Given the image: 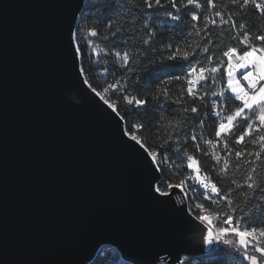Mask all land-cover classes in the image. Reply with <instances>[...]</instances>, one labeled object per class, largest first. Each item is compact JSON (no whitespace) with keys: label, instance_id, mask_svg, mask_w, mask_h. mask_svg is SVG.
I'll list each match as a JSON object with an SVG mask.
<instances>
[{"label":"water","instance_id":"95a60500","mask_svg":"<svg viewBox=\"0 0 264 264\" xmlns=\"http://www.w3.org/2000/svg\"><path fill=\"white\" fill-rule=\"evenodd\" d=\"M85 1L0 0V264H90L104 247L148 264L164 243L211 254L207 226L173 211L179 189L150 198L143 158L73 67Z\"/></svg>","mask_w":264,"mask_h":264},{"label":"snow or ice","instance_id":"6c2138e0","mask_svg":"<svg viewBox=\"0 0 264 264\" xmlns=\"http://www.w3.org/2000/svg\"><path fill=\"white\" fill-rule=\"evenodd\" d=\"M127 3L131 7L126 9V14L142 20L140 31L146 34L140 46L135 48V53L115 47L111 51L100 48L99 52L111 57L114 63L109 64L98 54L95 59L92 58V53H97L98 49L92 38H101L108 44L120 41L128 48L127 34H137L135 27H126L113 18L111 13L117 9L112 8L108 0H96L90 18L104 19L102 25L90 28L85 35L80 26L69 24L67 48L73 67L79 76L84 77L83 83L114 114L122 136L130 142L129 147L143 158L149 177L150 198L158 204L171 205L177 189L185 194L192 193L183 201V207L173 206V211L184 213L186 217L190 216L206 225L205 243L212 244L215 239L231 245L240 257V264H264V220L250 211L255 209L264 216V26H258L253 20V17H257L264 21V0H224L221 10H217L216 0H142L141 4L127 0ZM76 10L79 11V5ZM162 10L171 21L177 23L187 18L185 26L191 30L185 37V50L182 51V46L176 41L161 43L160 48L153 49V44L160 38L150 29L148 20L143 18L149 14L158 16ZM72 18L76 19V11ZM201 19L203 28L199 27ZM216 26L226 30L231 41L238 46L220 48L217 41H210L204 34ZM193 34L200 37L202 42L187 43ZM143 46L147 47L140 51ZM89 47L91 53L86 55L85 49ZM212 48H219V58ZM153 52L159 59H150ZM136 54L148 61L142 65L145 72L167 73L169 69L177 67L184 71L181 75H167L153 91L129 95L128 85L135 78L133 74H138V69L130 65L141 64L135 58ZM85 59L91 61L87 71L83 66ZM167 61L180 63L167 64ZM156 64L163 67L153 68ZM92 66H95L97 76H111L112 81L101 88L93 86L88 79ZM239 69L245 70L242 73L244 85L237 79ZM117 72L120 74L116 75ZM172 81L186 84L178 97H172L167 88L160 89V85ZM136 83H139L138 79ZM161 95L169 102L173 113H183L182 119L175 123L168 122L167 126L164 116L145 122L141 113H147L149 103L158 102ZM113 97L116 103H113ZM67 99L69 103L77 105L74 98L68 96ZM201 106L204 108L203 114ZM159 109L167 111L164 103H159ZM134 112L136 119L132 118ZM209 117L214 120L211 125L214 137L206 138L203 132L198 136L195 129L203 128ZM145 133L149 135L145 136ZM189 141L199 158L188 152ZM221 144L229 158L222 159L220 155L209 153L208 148H217ZM232 145L240 146V150L233 151ZM233 156L235 160L230 165ZM205 157L210 159L205 160ZM185 159L186 164L176 162ZM211 161L215 163L211 164ZM209 164L210 170L215 169L217 177H229L231 169L233 178L229 179L227 185H218L204 172V167ZM236 172L242 176V183L234 178ZM197 189L202 191L197 192ZM222 203L228 208L227 212L221 210ZM214 221L217 225L215 228L212 226ZM226 236L233 239H225ZM161 253L167 255L162 256ZM191 255L193 253L164 243L153 250L148 264H161L162 260L164 264H190Z\"/></svg>","mask_w":264,"mask_h":264},{"label":"trees","instance_id":"16d2710c","mask_svg":"<svg viewBox=\"0 0 264 264\" xmlns=\"http://www.w3.org/2000/svg\"><path fill=\"white\" fill-rule=\"evenodd\" d=\"M203 2V0H201ZM217 2V10H221L224 7V0H216ZM134 4H141L142 0H133ZM96 4V0H86L85 4L83 6V9L81 11V19L84 22V25L80 26L81 29H84V34L87 35V32L90 28L96 27L97 25H102L104 23V19H91L92 16V10L93 7ZM108 4L114 8L117 9L115 13H111L114 19L119 20L121 23L125 24L126 27H135L137 29V34L133 36L131 33H128V48L124 47V44H122L120 41H117L115 44H108L107 42L102 41L101 38H92L94 43L98 46V49L103 48L106 51H111L112 48H117L118 50L124 51H131L135 53V48L139 47L142 39L146 38V34L142 31H140V28L142 27L143 21L140 20L138 17L128 16L126 14V9L128 7H131L127 3V0H108ZM138 10V9H137ZM210 11V10H208ZM143 19L148 20L149 26L151 30H154L157 35L159 36V40H157L153 44V49L160 48L161 43H167L176 41L178 42L182 47L181 50H185L186 42L185 37L187 36V33L191 30L190 28L185 26V20H182L181 22L177 23L174 21H171L166 13L162 10L159 15H146ZM254 22L258 26H264V21H261L257 17H253ZM199 27L203 28V19H201ZM251 27V25H249ZM114 30V29H113ZM106 31V29L104 30ZM255 30L253 29V32ZM204 35L207 36V38L210 41H217L220 48H223L224 46H238L235 42L231 41L230 37L227 34L226 30H222L219 26L212 27L211 31L208 33H205ZM222 41V43H221ZM201 38L196 37L195 34H193L192 38H190L187 43H201ZM175 46V45H174ZM147 46H143L140 48V51H144V48ZM190 50V49H188ZM212 52L215 54L217 58L220 57V51L219 48H212ZM86 55L91 53V48L85 49ZM167 53H165L166 55ZM101 59L108 60L109 64L114 63L112 61L111 57H105L104 53L99 52L98 54ZM203 55V53H202ZM92 58L95 59L96 55L92 53ZM136 59H139L141 61L140 65H137L135 63H132L130 66L138 69V74H133L135 78L133 79L132 83L128 85L129 88V95L136 96L139 95L142 92L145 91H153L156 89V85L159 84V81L161 79H166L167 75H181L184 71V69H181L179 67L175 69H169L167 73L159 72V71H149L145 72L142 68V65L144 63H147L148 61H145L143 57L136 54ZM150 59H159V57L153 52V54L150 56ZM167 64H178L179 61H167ZM204 63H207V60L205 58ZM91 65V61L89 59H85L83 61V66L85 70L87 71ZM155 69H159L163 67L161 64H156L152 66ZM113 71L115 69L113 68ZM120 73H116V75H119ZM88 79L91 80L93 86H96L98 88H101L103 86H106L108 82L112 81V77L109 76L107 78L99 77L96 75V69L95 66H92V71L88 75ZM139 80V83H136V80ZM135 85V87H133ZM186 87V84L180 81H172L170 84H162L160 85V89L167 88L171 94L172 97H178L180 95L181 91H184ZM139 90V91H138ZM143 98V97H141ZM113 103H116L115 97L112 98ZM150 99V97H149ZM159 103H164L165 108L167 111H161L159 109ZM148 111L147 113H141V117L144 118L145 122L149 121H155L160 118V116L166 117L165 126H167L168 122L175 123L176 120H180L183 118V113H173L172 107H169V102L165 100V97L163 95L160 96L159 101H151L149 103ZM175 107V106H173ZM124 105L121 101V109L123 110ZM204 108L201 106V113L203 114ZM133 119H136L135 112L133 113ZM212 117L207 118L205 125L203 128L197 127L195 129V132L199 136L201 132H203L204 136L206 138H213L214 137V129L211 128V125L213 124ZM170 130V129H169ZM145 136H148L149 133H145ZM163 135H167V133H163ZM181 147L183 148V136H181L180 139ZM233 151L240 150V146L232 145ZM218 148H220L221 152L223 154L227 153V158H229L228 152L223 149V145H219ZM188 152L190 154H194L199 158V154L194 153L193 146L191 145V142L189 141ZM208 151L210 154L211 148H208ZM213 155V154H212ZM210 157H205V160H209ZM235 158L234 156L230 158V165L234 162ZM185 161V160H184ZM184 161H176L177 163H184ZM214 161H211V164H214ZM211 164L206 165L204 167V172L211 176L212 180L214 182H217L219 184L227 185L231 177V169H230V175L229 177L220 178L215 175V169H211ZM222 166V165H221ZM183 174V173H182ZM235 179L243 182V178L240 175L239 172H236ZM239 202V201H237ZM221 210L228 211V208L224 205L221 207ZM255 216L259 217L261 220H264V216H262L259 212H256L255 209L250 210ZM217 227V225H216ZM225 239H233V237L226 236ZM90 264H129L126 261L122 260L120 255L112 248V247H104L102 248L98 255L95 257V259ZM197 264H240V257L235 252V249L232 248L231 245H225L222 243V241L219 242L218 247L210 254L209 257H204L199 260Z\"/></svg>","mask_w":264,"mask_h":264},{"label":"built area","instance_id":"2783aa9c","mask_svg":"<svg viewBox=\"0 0 264 264\" xmlns=\"http://www.w3.org/2000/svg\"><path fill=\"white\" fill-rule=\"evenodd\" d=\"M80 15L81 14H79V16H78V20H77V24H76V26L78 25V26H82V25H84V22L82 21V19H81V17H80ZM81 31L84 33V29H81ZM88 33V32H87ZM213 119V118H212ZM213 122H214V120H213ZM211 152H212V154L213 155H220L221 157H222V159L223 158H227V153L226 154H223L222 152H221V150H220V148H211ZM184 163L186 164V159H185V161H184ZM213 181V180H212ZM214 182V181H213ZM191 183V182H190ZM200 191H202L201 189H197V192H200ZM190 195H192V193H188V194H185V193H183L181 190H180V192H178V193H176L175 195H174V197H175V200L178 202V203H182L186 198H187V196H190ZM223 206V203L221 204V207ZM222 211H224V210H222ZM224 212H226V211H224ZM214 223H215V221H214ZM113 248V247H112ZM114 249V248H113ZM115 250V249H114ZM116 251V250H115ZM117 252V251H116ZM118 253V252H117ZM119 254V253H118ZM210 256V254H208V255H206V256H204L205 258L206 257H209ZM204 257H190L189 258V261H190V264H197L198 262H199V260L200 259H202V258H204ZM161 264H164V262L163 261H161Z\"/></svg>","mask_w":264,"mask_h":264},{"label":"rangeland","instance_id":"374dc122","mask_svg":"<svg viewBox=\"0 0 264 264\" xmlns=\"http://www.w3.org/2000/svg\"><path fill=\"white\" fill-rule=\"evenodd\" d=\"M96 56H97V54H99V49H97V53H94ZM241 71H244V69H239V70H237V72H236V75H237V79L239 80V82L241 83V85H244V83L242 82V80H241V77H240V72ZM214 224V227H216V222L215 223H213ZM230 237H232V236H230Z\"/></svg>","mask_w":264,"mask_h":264},{"label":"crops","instance_id":"0c3cea01","mask_svg":"<svg viewBox=\"0 0 264 264\" xmlns=\"http://www.w3.org/2000/svg\"><path fill=\"white\" fill-rule=\"evenodd\" d=\"M233 63H235V61H233ZM244 71H245V70H244ZM244 71H241V72H240V74H241L240 77L242 76V73H243Z\"/></svg>","mask_w":264,"mask_h":264}]
</instances>
